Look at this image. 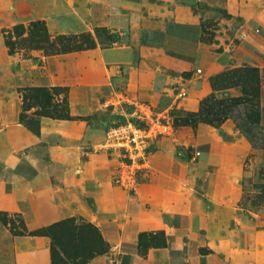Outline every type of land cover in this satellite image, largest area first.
I'll list each match as a JSON object with an SVG mask.
<instances>
[{
  "label": "crops",
  "instance_id": "crops-1",
  "mask_svg": "<svg viewBox=\"0 0 264 264\" xmlns=\"http://www.w3.org/2000/svg\"><path fill=\"white\" fill-rule=\"evenodd\" d=\"M232 4L242 39L209 64L202 81L193 73L181 74L193 71L188 41L180 36L174 41L169 33L158 48L142 41L140 27L129 44L106 48L98 42L87 52L36 53V64L13 73L12 88H68L75 119L41 117L36 135L20 123V100L8 102L9 86L0 88V210L21 214L29 230L84 217L99 227L111 247L110 254L90 264H264V213L258 210L264 205L254 206L258 191L239 182L240 162L250 149L227 121L222 131L229 144L213 128L218 168L189 175L174 156L153 154L139 182L125 190L117 183L119 153L101 149L107 125L82 119L108 111L120 97L134 102L170 98L181 87L190 91L186 110L197 111L203 97L214 92L210 78L242 66L260 68L264 104V0ZM131 8L127 15L114 16L113 24L137 27L141 18ZM182 12L176 11V20L193 23L194 16ZM97 27L109 30L96 25L93 34ZM238 90L215 93L237 97ZM195 94H200L197 105L191 107ZM202 125L210 126L201 123L198 129ZM157 231L165 232L167 246L141 254L139 235ZM0 264H52L51 239L12 235L0 220Z\"/></svg>",
  "mask_w": 264,
  "mask_h": 264
},
{
  "label": "rangeland",
  "instance_id": "rangeland-1",
  "mask_svg": "<svg viewBox=\"0 0 264 264\" xmlns=\"http://www.w3.org/2000/svg\"><path fill=\"white\" fill-rule=\"evenodd\" d=\"M232 2L233 0H0V88L4 90L6 86H9L10 94H8V102L12 97V99L15 97L16 100H20L19 120L24 109L29 108L31 104H40V99H30L25 108L23 100V93L25 92H22L24 88H17L15 86L12 88V75L26 68V66L36 64L33 61L36 53L46 56L53 55H47L44 50L31 49L29 43L22 41L24 36L14 38L19 42L17 45L18 49L14 55H10L8 48L5 46L4 36L6 30L13 29L17 24L29 27L31 22L38 20L46 23L52 38L60 35L93 34L96 25L108 26L112 37L111 42L106 48L118 47L133 42L132 38L136 37V34L138 36L139 27L142 41L158 48L164 47L166 34L171 33L172 40L174 41L176 37L177 39H182L180 37H183L184 40L188 41L186 51L189 53L188 58L190 59L189 62L192 65L191 69L193 71L181 74L184 77H188L193 73L196 75L198 81H202L209 64L217 61L220 53L226 49L228 50L230 45H237L240 43V39H242L240 20L233 11ZM131 7L137 9L135 14L136 19L141 18L139 23L137 21V27L134 28L133 26L131 29V26L127 27V25H121L120 27L114 25L113 22L115 20L113 17L120 14V12L123 15H127L128 11L132 9ZM177 10L178 12L183 11L188 13V15H193V23L189 19L177 21L175 18ZM188 21L190 22L187 23ZM167 38L169 39V37ZM93 49L85 48L69 53L87 52ZM238 91L242 95L241 87H239ZM189 92L186 87H181L170 98L152 97V102L147 100L134 102L120 97L119 101L109 103L107 106L108 111L83 119L96 126L101 125V122L105 123L107 127L113 124L118 125L124 121L123 115L131 116L136 109L141 108V104H146L157 115L169 113L172 120L171 123L174 124L173 131L155 139L149 158L153 154L156 156L172 155L179 163L184 165L183 172L186 171L189 175L191 171L198 173L204 170L216 169L219 166V162L216 159V149L212 147L215 144L214 132L216 130L213 129L215 127L202 125L198 129L199 125L196 128L175 125L177 117L191 112L186 110L184 106ZM65 93H60L54 98L52 109H56L58 101L62 102L64 100ZM225 93L227 94H223V97H234L231 96L230 92ZM33 94L35 95L36 93L33 92ZM198 95L195 94L194 97H191V107H196L198 101L196 97ZM261 107L259 125L252 123L250 120L251 105L247 103H241L233 108L232 116L227 121L231 128L236 131L237 135L246 141L250 149L248 155H245L240 162L242 166V175L240 174L242 177L239 180L240 185L246 189L255 191H259V185L264 184V104L262 100ZM35 111L36 108H29L27 110L26 113L29 115L28 120L32 118L37 120V116L32 115ZM24 126L26 127V125ZM216 129L224 141L229 144L231 141L230 137L222 131L224 129L222 125ZM207 136H209L208 140L210 141H206ZM118 157L121 161L127 162V159L123 155L118 154ZM1 168L2 164H0V171ZM120 169H123V163ZM143 173H137V182L133 186L126 187L123 185L126 188L125 190L134 188V185L139 182ZM119 175L117 179H119ZM258 210H261L263 215L264 208L261 207ZM11 215H14V213ZM13 218L18 220V217L14 216Z\"/></svg>",
  "mask_w": 264,
  "mask_h": 264
},
{
  "label": "trees",
  "instance_id": "trees-1",
  "mask_svg": "<svg viewBox=\"0 0 264 264\" xmlns=\"http://www.w3.org/2000/svg\"><path fill=\"white\" fill-rule=\"evenodd\" d=\"M5 46L9 54L14 55L18 49L19 42L14 38L23 37L22 41L30 44L33 50H44L47 55L64 54L83 49H92L97 43L109 44L111 36L106 27L95 28V34L83 33L75 36L60 35L52 38L46 23L42 20L33 21L29 27L17 24L11 30L5 31ZM28 32V34H27ZM27 34V36H25ZM22 42V43H23ZM25 44V43H24ZM214 92L203 97L197 111H191L184 116L175 119L176 126L196 128L199 124H208L219 128L232 116V110L241 103L251 105L249 115L252 123L260 124L261 120V97L262 74L258 67L242 66L223 71L210 78ZM241 87L242 95L237 97L218 98L215 91ZM23 100L25 108L30 99L41 100L38 104H31L29 108H36L32 114L37 120L29 119L27 110L20 115V122L36 135L41 131V117H51L60 120H73L70 113L68 100V89L64 87H32L24 88ZM36 93L35 95L33 94ZM65 93L64 100L58 101L56 109H52L54 98L60 93ZM252 116V119H251ZM39 117V118H38ZM82 118V117H79ZM83 119V118H82ZM86 120V119H84ZM259 191L252 200L254 206L264 205V184L259 185ZM18 217L15 220L13 217ZM0 220L7 226L12 235L15 236H36L49 237L51 239L52 264H90L98 256L109 254L110 245L101 233V230L94 223L84 217H69L50 225L29 230L21 214L11 215L0 210ZM164 231L157 233L143 232L138 237L140 253L146 255L148 249L164 248L167 246V239Z\"/></svg>",
  "mask_w": 264,
  "mask_h": 264
},
{
  "label": "built area",
  "instance_id": "built-area-1",
  "mask_svg": "<svg viewBox=\"0 0 264 264\" xmlns=\"http://www.w3.org/2000/svg\"><path fill=\"white\" fill-rule=\"evenodd\" d=\"M123 116L122 123L108 126L101 149L109 153L118 152L127 159V162L122 161L123 169L117 182L129 187L137 182L138 172L150 167L149 156L155 139L173 131L174 124L169 113L157 115L146 104H141L133 115Z\"/></svg>",
  "mask_w": 264,
  "mask_h": 264
}]
</instances>
